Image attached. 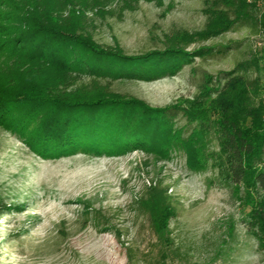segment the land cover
<instances>
[{"label": "rangeland", "instance_id": "obj_1", "mask_svg": "<svg viewBox=\"0 0 264 264\" xmlns=\"http://www.w3.org/2000/svg\"><path fill=\"white\" fill-rule=\"evenodd\" d=\"M212 1L173 0L168 11L169 0H140L134 11L118 17L122 0H103L104 12H86L85 32L96 43L118 46L127 55L159 50L165 34L197 32L215 10L234 17ZM108 9L114 15L105 13ZM263 12L261 1L248 19L189 45L187 50L203 47L206 53L173 76L148 82L108 77L99 82L113 93L168 109L174 128L186 137L195 123L177 106L197 96L205 74L217 77L219 86L237 74L249 82L258 76L263 83L259 50L264 35L257 24ZM90 81L83 75L75 86ZM37 122L27 123L24 131L0 124V264H264V246L247 227L249 209L220 181L212 160L207 170L194 172L175 148L161 154L134 147L117 152L86 141L42 156L28 143ZM208 148L218 151L214 137ZM152 181L167 186L176 210L165 242L137 207V198Z\"/></svg>", "mask_w": 264, "mask_h": 264}, {"label": "trees", "instance_id": "obj_2", "mask_svg": "<svg viewBox=\"0 0 264 264\" xmlns=\"http://www.w3.org/2000/svg\"><path fill=\"white\" fill-rule=\"evenodd\" d=\"M101 1L0 0V124L10 131H24L27 123L38 120L28 143L42 156L86 141L91 147L117 152L134 147L161 154L175 148L185 154L186 165L194 172L207 170L212 160L220 181L249 209L248 230L264 246V81L260 77L249 82L243 75H231L219 86L217 77L205 74L197 96L186 106H177L195 123L186 137L174 128L165 113L168 109L113 93L99 82L108 77L148 82L173 76L193 57L206 53L203 47L187 50L189 45L230 30L264 0H213L212 5L231 10L234 17L215 10L203 29L165 34L162 49L138 55L100 45L85 32L86 12H104ZM139 1L122 0L118 17L134 11ZM173 7L169 0L168 11ZM105 13L114 15L110 9ZM257 24L264 35V12ZM259 52L264 70V46ZM83 75L91 81L75 86ZM212 137L217 152L208 148ZM167 191V186L152 181L137 198L138 209L147 215L161 242L167 240L169 220L176 214Z\"/></svg>", "mask_w": 264, "mask_h": 264}]
</instances>
